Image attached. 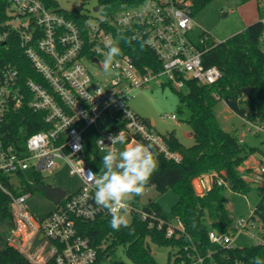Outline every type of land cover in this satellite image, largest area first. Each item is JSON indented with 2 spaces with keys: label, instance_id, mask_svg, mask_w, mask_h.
<instances>
[{
  "label": "built area",
  "instance_id": "obj_1",
  "mask_svg": "<svg viewBox=\"0 0 264 264\" xmlns=\"http://www.w3.org/2000/svg\"><path fill=\"white\" fill-rule=\"evenodd\" d=\"M195 1L136 0L125 4L112 17L89 22L86 33L78 22L51 10L42 0H9V18L6 28L0 31V44L8 48L9 41L19 43L40 79L22 80L17 66L0 65V174L9 176L11 184L5 185L0 175V189L11 198L13 225L6 236L7 244L31 264H111L108 259H100L97 249L76 227L77 219L92 220L110 214L95 204V187L86 174L95 171L87 159L84 131L98 125L101 116L112 118L114 125L122 124L119 130L112 127L105 138L99 139L105 145L110 143L109 136L122 130L127 143L150 144L169 159L182 160L179 152L170 150L164 134L132 110L129 101L153 81L180 89L188 79L207 85L221 79L219 67L204 64V55L218 41L194 22ZM261 21L264 54V19ZM125 30L131 32L133 39L144 41L156 54L161 69L143 71L129 54L121 51L114 59L113 75L96 80L83 61L103 69L101 62L109 46L115 43L120 48ZM163 75L167 76L166 82L161 80ZM216 97L220 98L218 94ZM25 106L42 113L48 127L30 135L24 127L16 131L13 116ZM164 118L177 120V115L165 114ZM244 119L257 132H264V122ZM115 147L122 150L124 145ZM59 161L69 165L71 172L81 177L83 185L75 193H65L54 210L37 219L25 205L33 195L25 188L27 184L36 185V175L51 172ZM28 171L34 173V181L27 180ZM254 172L264 181V156ZM214 183L228 186L219 173L203 174L193 181L200 195ZM152 188L155 189L146 186L145 192ZM134 212L140 213L150 228H162L167 222L154 209L146 210L136 200L129 203L127 213ZM252 219L251 216L238 219L233 223V233L253 226ZM167 223V237L185 230L179 217H175L176 224ZM233 233L212 229L209 237L216 244L234 246ZM263 243L262 238L257 242ZM197 261L202 263L203 259L198 257ZM180 264H186V260L182 259Z\"/></svg>",
  "mask_w": 264,
  "mask_h": 264
},
{
  "label": "trees",
  "instance_id": "obj_2",
  "mask_svg": "<svg viewBox=\"0 0 264 264\" xmlns=\"http://www.w3.org/2000/svg\"><path fill=\"white\" fill-rule=\"evenodd\" d=\"M42 1L51 10L78 22L83 32L87 33L89 17L81 9L67 10L58 0ZM113 1L115 0H101V3ZM122 1L132 4L136 0ZM211 1L196 0L194 14ZM247 1L249 0H242V2ZM8 5L9 0H0V31L6 28L9 18ZM262 33L263 23L260 20L225 41L217 42L204 55V64L219 67L222 72L221 79L214 85L201 84L194 79H188L185 82L188 92L178 91L181 103L186 104L191 111L188 122L195 143L192 146L184 145L175 131L164 134V137L170 150L179 152L182 160L177 162L169 159L164 153L152 147L159 166L147 186H154L159 194L168 190H174L178 194L179 198L172 212L174 217L182 220L184 232L178 230L176 235L166 236L167 222L170 220L161 205L153 198H150L143 207L146 210L154 209L158 216L167 221L162 228H150L148 221L143 220L138 212L132 214L130 227H122L119 231L110 227V214L92 220L77 219L78 232L89 239L91 245L97 249L101 260L109 259L119 247H124L133 264H158L152 254L150 241L176 249L175 261L178 264L182 259L186 260V264H192L198 260V257L203 259L202 264H252L253 257L264 258V243L237 247L222 246L210 240L209 233L212 229L229 234L234 231L233 218L225 203V186L214 183L208 191L200 195L193 184L194 179L200 175L219 173L234 192L248 195L255 189L260 200L251 217L261 223V238L264 240V185H252L246 173L247 169L243 166L257 148H247L238 136L226 131L215 112L218 100L223 99L243 118L264 122ZM122 34L121 51L129 54L141 70L161 69V61L144 41L133 39L129 30L123 31ZM6 63L18 67L22 80L40 79L17 42L9 41L8 48L0 44V65ZM246 87L254 89L251 97L243 93ZM216 94L220 98H217ZM13 117L16 131L24 127L28 135L48 127L43 120V114L34 112L28 106L21 108ZM143 118L151 124L150 119ZM121 126L122 124L114 125L113 129L117 131ZM102 156V154L94 157L87 155L89 164L97 174L101 167ZM0 175L4 184L11 186L9 176L2 173ZM36 181L38 188L44 190L42 175L37 174ZM33 187L34 185L27 184L25 189L32 192ZM14 192L19 194L17 190ZM140 197H135L136 201H139ZM12 225L11 198L0 189V264H31L23 254L7 244L6 236ZM189 254L192 257H189ZM111 264L127 263L123 260H114Z\"/></svg>",
  "mask_w": 264,
  "mask_h": 264
},
{
  "label": "rangeland",
  "instance_id": "obj_3",
  "mask_svg": "<svg viewBox=\"0 0 264 264\" xmlns=\"http://www.w3.org/2000/svg\"><path fill=\"white\" fill-rule=\"evenodd\" d=\"M60 5L72 10L81 9L89 17V22H95L98 19L112 17L121 7L129 2L115 0L112 3H101V0H58ZM100 6L99 11L94 7ZM264 19V0H212L205 8L194 14V22L201 28L211 33L214 40L225 41L231 36L245 30V28L254 22ZM89 71L95 76V79H102L113 75L111 70L105 72L103 69L88 60L83 61ZM161 80L166 82L167 76L163 75ZM178 91L187 93L186 86L176 89L171 85H159L155 81L146 87L138 90L130 99L129 104L132 110L139 115L153 120L155 129L161 134L175 131L181 142L186 146H192L195 139L192 134L191 126L188 122L191 111L188 106L181 103ZM217 118L222 127L236 136H238L247 148L255 147L257 151L250 155L244 162V168L247 169L248 179L252 185H264V181L256 177L254 170L259 165L262 156H264V132H257L245 119L234 112L225 100H218L215 106ZM165 114H176L177 120L164 118ZM114 120L109 116H101L98 125H92L85 129L84 140L86 153L90 157L102 154L101 147L97 141L105 138L108 131L112 130ZM250 169V170H248ZM28 181H34L35 175L32 171L26 174ZM44 180V190L34 185L33 195L27 199L25 205L29 212L37 219L44 218L56 206L55 193L72 194L78 191L83 185L81 177L77 173L71 172V167L64 161H59L52 171L42 173ZM225 203L236 222L240 218H249L260 200L259 194L253 189L248 195L234 192L228 186L225 187ZM150 198L156 199L169 220L175 223V217L172 212L173 206L178 201V194L174 190H168L159 194L156 189H150L140 198V202L145 203ZM136 199L130 200L132 203ZM129 222L132 215L127 213ZM254 225H249L245 231L233 233V245L237 247L249 246L261 241V223L257 219H252ZM255 236V237H254ZM152 254L158 264H178L175 261L176 249L171 246L153 243L150 241ZM109 262L114 260H123L127 264H133L129 259L125 248L119 247L116 253L111 255ZM192 264H202L200 261H194Z\"/></svg>",
  "mask_w": 264,
  "mask_h": 264
},
{
  "label": "clouds",
  "instance_id": "obj_4",
  "mask_svg": "<svg viewBox=\"0 0 264 264\" xmlns=\"http://www.w3.org/2000/svg\"><path fill=\"white\" fill-rule=\"evenodd\" d=\"M121 55V49L115 43L109 46L101 66L105 72L112 68L114 59ZM109 145L104 140H98L101 151L99 173L87 171V177L95 187L94 201L100 209H107L111 215L110 227L119 231L122 227L129 228L127 218L130 200L143 196L151 176L158 169V160L155 158L150 144L127 143V137L121 130L118 134L108 137ZM124 145L122 150L115 145ZM134 231V230H131ZM252 264H264V258L253 257Z\"/></svg>",
  "mask_w": 264,
  "mask_h": 264
},
{
  "label": "water",
  "instance_id": "obj_5",
  "mask_svg": "<svg viewBox=\"0 0 264 264\" xmlns=\"http://www.w3.org/2000/svg\"><path fill=\"white\" fill-rule=\"evenodd\" d=\"M100 6H96L94 7L95 11H99ZM253 88L252 87H246L243 89V93L247 96V97H251L252 93H253ZM65 193H60V192H56L55 193V201L56 203L60 201V199L64 196Z\"/></svg>",
  "mask_w": 264,
  "mask_h": 264
},
{
  "label": "crops",
  "instance_id": "obj_6",
  "mask_svg": "<svg viewBox=\"0 0 264 264\" xmlns=\"http://www.w3.org/2000/svg\"><path fill=\"white\" fill-rule=\"evenodd\" d=\"M136 113H137V112H136ZM140 116H141V115H140ZM151 124H152V125H155V122H154L153 120H151ZM176 134H177V133H176ZM177 136H178V135H177ZM179 139H180V138H179ZM141 197H142V196H141ZM141 197H140V198H141ZM140 201H141V200H139V203H141ZM147 202H148V201H147ZM147 202L142 203V205L146 204ZM163 210H164V209H163ZM49 213H50V212H49ZM49 213H48V214H49ZM165 213H166V212H165ZM166 214H167V213H166Z\"/></svg>",
  "mask_w": 264,
  "mask_h": 264
}]
</instances>
